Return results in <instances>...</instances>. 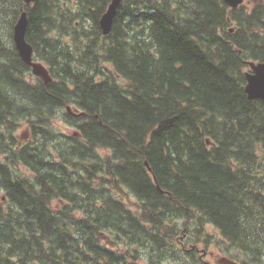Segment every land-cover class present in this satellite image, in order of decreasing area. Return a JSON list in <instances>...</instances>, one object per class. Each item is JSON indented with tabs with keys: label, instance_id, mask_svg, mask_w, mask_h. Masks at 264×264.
<instances>
[{
	"label": "trees",
	"instance_id": "1",
	"mask_svg": "<svg viewBox=\"0 0 264 264\" xmlns=\"http://www.w3.org/2000/svg\"><path fill=\"white\" fill-rule=\"evenodd\" d=\"M108 2L0 0L52 77L0 30V264H206L207 224L264 264V0H122L103 35Z\"/></svg>",
	"mask_w": 264,
	"mask_h": 264
},
{
	"label": "water",
	"instance_id": "2",
	"mask_svg": "<svg viewBox=\"0 0 264 264\" xmlns=\"http://www.w3.org/2000/svg\"><path fill=\"white\" fill-rule=\"evenodd\" d=\"M35 1L36 0H23L24 4L27 6L33 4ZM224 1L231 8H236L243 2V0ZM120 3L121 0H110L106 10L99 17V26L103 35H107L108 33H110L117 8ZM27 24V12L25 10H22L13 25L12 40L14 43V47L21 60H23L24 63L30 67L31 73L34 76L40 78L44 84H47L52 81V77L48 71V68L41 61L35 60L33 57V47L26 40ZM247 64L249 66V70L245 72L246 82L244 85L246 96L250 100H264V62L247 61ZM66 109L69 112H74L69 105L66 106ZM72 134L78 136L77 131H73ZM145 165L150 171V168L146 161ZM219 262L224 264H236L233 259L225 255L220 256Z\"/></svg>",
	"mask_w": 264,
	"mask_h": 264
},
{
	"label": "rangeland",
	"instance_id": "3",
	"mask_svg": "<svg viewBox=\"0 0 264 264\" xmlns=\"http://www.w3.org/2000/svg\"><path fill=\"white\" fill-rule=\"evenodd\" d=\"M255 0H243V3L240 5V7L242 6H250V4H252ZM12 26H8L7 24L2 26L0 24V30H1V34H2V37H3V40L8 42V43H11V40H12ZM231 27H234V24H231L230 25ZM108 66V65H107ZM61 112L57 115V120L55 121V128L62 134L64 135H71L74 131V127H71L70 125L64 123V121L62 120L61 118ZM15 138H16V141L18 143V145H22L24 143H26L29 139V131L27 130V126L26 124L22 123L16 130V133H15ZM20 170L23 172V173H28L26 169L20 167ZM129 204L135 208L136 207V204H135V201L134 200H131L129 201ZM206 230L208 233H210L211 237H210V240L211 242H209L210 244L208 245L209 246V251H212L213 254H218L217 256L219 255H222V253L219 252L220 247L225 249L227 247V243L225 242V240L222 238L220 232L215 229L213 226L207 224L206 226ZM200 248H203L204 246L203 245H200L199 246ZM237 254L240 256V259L242 261H248L245 257V255H242V254H239V252L237 251ZM214 255L210 257V261L212 263L215 264V258H214ZM206 259V258H205ZM249 262V261H248ZM162 264H171L170 262H164ZM242 264V263H240ZM250 264H254V263H250Z\"/></svg>",
	"mask_w": 264,
	"mask_h": 264
},
{
	"label": "flooded vegetation",
	"instance_id": "4",
	"mask_svg": "<svg viewBox=\"0 0 264 264\" xmlns=\"http://www.w3.org/2000/svg\"><path fill=\"white\" fill-rule=\"evenodd\" d=\"M192 248H195L196 250L199 251V258H201L202 261H203L204 263H206V264H214V263H212V262L210 261V257L213 256L214 254H213L212 251H209V246H206V247L204 246L203 248H200L199 246L194 247V246L192 245ZM219 252L221 253L222 251L219 250ZM233 254H234V255H237V250H236V249L233 250ZM217 255H218V254H215V255H214V258H215V264H224V263H220V262H219V258H220V256H222V255H225V256H228V257L231 256V255H230L229 253H227V252H222V255H219V256H217ZM205 258H206V259H205ZM230 258L233 259V260L235 261L236 264H240V262H241L239 259H236V258H234V257H230Z\"/></svg>",
	"mask_w": 264,
	"mask_h": 264
},
{
	"label": "bare ground",
	"instance_id": "5",
	"mask_svg": "<svg viewBox=\"0 0 264 264\" xmlns=\"http://www.w3.org/2000/svg\"><path fill=\"white\" fill-rule=\"evenodd\" d=\"M52 23H54L53 20H52ZM67 30H68V27H67L66 31H67ZM69 31H70V30H69ZM62 32H64V31H62ZM60 33H61V32H60ZM69 33H70V32H69ZM64 34H65V33H64ZM74 34H75V33H74ZM74 34H73V35H74ZM63 36H64V35H63ZM76 38H77V37H76ZM22 61H23V60H22ZM23 62H24V61H23Z\"/></svg>",
	"mask_w": 264,
	"mask_h": 264
}]
</instances>
